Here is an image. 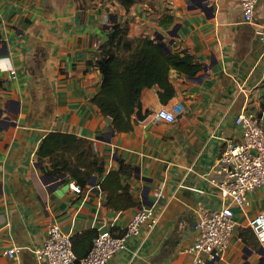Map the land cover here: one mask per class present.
<instances>
[{
	"label": "crops",
	"instance_id": "1",
	"mask_svg": "<svg viewBox=\"0 0 264 264\" xmlns=\"http://www.w3.org/2000/svg\"><path fill=\"white\" fill-rule=\"evenodd\" d=\"M243 20L240 0H139L129 8L118 0H0V264H39L34 250L52 223L85 257L100 231L121 235L153 205L158 224L107 264H192L196 209L221 207L220 176L211 168L226 141L241 137L235 117L264 106V0L254 25ZM117 23L127 24L128 40L162 37L171 53L188 52L202 66L198 80L171 70V95L144 89L139 101L149 117L134 115L133 129L123 132L93 103L102 83L99 48ZM176 104L184 111L174 124L154 121V112ZM50 133L89 140L104 162L83 193L70 190L67 175L46 174L38 151ZM122 162L133 174L118 184L107 177ZM157 190L164 197L156 202ZM125 193L134 204H124ZM250 201L247 211L234 209V237L212 264H264L249 227L264 211V195L255 191ZM13 246L21 248L18 261L4 255Z\"/></svg>",
	"mask_w": 264,
	"mask_h": 264
},
{
	"label": "built area",
	"instance_id": "2",
	"mask_svg": "<svg viewBox=\"0 0 264 264\" xmlns=\"http://www.w3.org/2000/svg\"><path fill=\"white\" fill-rule=\"evenodd\" d=\"M260 0H240L245 24L254 25V16ZM258 36L264 43V23ZM11 78L18 75L11 71ZM183 106L176 104L153 113L154 121L174 124L183 114ZM264 106L258 112L244 110L239 113L234 124L241 130L239 139L226 141V148L217 163L211 168L220 176L217 182L221 207L196 209L195 239L187 252L193 255L192 264H212L222 258L228 249L237 228L235 208L247 211L250 208V195L260 191L264 195ZM75 194L83 189L75 182L69 184ZM156 202L164 197V192H154ZM157 207L139 210L129 221L123 234L114 235L110 231H100L94 239L89 253L79 264H107L117 253L127 248L130 239L140 236L142 229H153L159 221ZM264 251V211L249 222ZM21 248L13 246L4 252L11 260L18 261ZM39 264H76L78 259L73 250L70 234L65 233L59 224L52 223L47 228V237L40 248L34 250Z\"/></svg>",
	"mask_w": 264,
	"mask_h": 264
},
{
	"label": "trees",
	"instance_id": "3",
	"mask_svg": "<svg viewBox=\"0 0 264 264\" xmlns=\"http://www.w3.org/2000/svg\"><path fill=\"white\" fill-rule=\"evenodd\" d=\"M118 1L129 8L139 0ZM170 22L172 18L169 19ZM127 33V24H114L108 40L100 46L96 60V66L102 75V83L100 92L93 98V103L110 118L117 132L133 129V116L144 89L158 86L171 95L172 85L169 81L171 70L194 78L202 68L188 52L166 53L159 43L148 38L128 40ZM3 88L4 82L0 78V92ZM38 158L40 162L48 163L47 175L52 177L67 175L82 189L92 175L104 173V162L93 152L91 142L72 134L47 135L40 145ZM132 174L133 168L122 162L120 170L111 173L107 178L114 177L120 184L122 176ZM125 195L124 204H134L130 196L127 193ZM74 251L77 253L75 245ZM82 257L77 256L76 264L80 263Z\"/></svg>",
	"mask_w": 264,
	"mask_h": 264
},
{
	"label": "water",
	"instance_id": "4",
	"mask_svg": "<svg viewBox=\"0 0 264 264\" xmlns=\"http://www.w3.org/2000/svg\"><path fill=\"white\" fill-rule=\"evenodd\" d=\"M160 40L158 43L161 47L164 48L165 52L166 53H170V49L169 47L166 45V43L163 41V38L161 37ZM154 41H157V39H155ZM204 70H206V68H204ZM192 80H198L199 78L198 77H194V78H191ZM135 117L136 119L139 121V122H144L148 117H149V113L146 112L145 114H143V109H142V104L141 102L139 101L138 104H137V111L135 113ZM259 255H261L263 258H264V251L263 249L261 248L258 252H257Z\"/></svg>",
	"mask_w": 264,
	"mask_h": 264
}]
</instances>
